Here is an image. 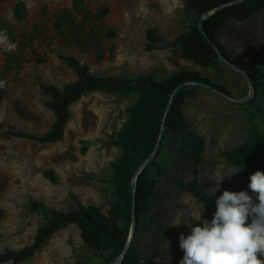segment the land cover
Wrapping results in <instances>:
<instances>
[{
	"label": "rangeland",
	"instance_id": "1",
	"mask_svg": "<svg viewBox=\"0 0 264 264\" xmlns=\"http://www.w3.org/2000/svg\"><path fill=\"white\" fill-rule=\"evenodd\" d=\"M194 19L184 0H0V30L18 43L15 52L0 50V79L7 81L0 89V253L33 242L50 214L42 204L69 210L81 203L107 213L116 200L110 178L112 163L121 151L112 141L127 120L136 94L105 90L84 94L71 105V118L57 142L15 135L43 134L50 129L55 117L47 105L51 97L42 85L62 88L77 79L63 55L74 56L102 76L153 75L163 80L190 69L222 84L233 99L199 85L198 95L188 98L184 106L191 130L206 140L200 177L212 195L224 190L252 194L250 174L264 172V163L240 168L230 165L224 153L249 141L255 128H264V84L254 90L223 59L214 67H204L183 58L179 46L146 49L149 28L172 40ZM216 35L233 60L260 65L264 9L246 20L232 19ZM157 161L166 174L155 175L157 197L153 208L141 216L134 243L158 264H179L183 257L179 236L191 230L185 223L198 224L194 217L201 212V219L210 221L215 201L205 203L172 181L192 179L187 132L169 134ZM46 170L54 172L57 182L44 176ZM230 174L219 184L220 175ZM176 219L182 223L170 226ZM106 256L89 248L78 226L69 224L20 264H101Z\"/></svg>",
	"mask_w": 264,
	"mask_h": 264
},
{
	"label": "trees",
	"instance_id": "2",
	"mask_svg": "<svg viewBox=\"0 0 264 264\" xmlns=\"http://www.w3.org/2000/svg\"><path fill=\"white\" fill-rule=\"evenodd\" d=\"M184 5L195 15L188 29L174 39L167 40L157 28H149L146 49L179 46L183 58L204 67H214L224 58L246 71L254 90L262 87L264 55L260 65H242L232 59L229 48L217 39L216 34L232 19L246 20L263 10L264 0H184ZM211 11L213 13L201 22L207 34L205 36L199 25V18ZM62 58L77 74V79L64 84L62 88L51 83L42 85V89L51 97L47 105L55 117L50 129L43 134L16 132L15 135L41 143L57 142L63 137L71 118V105L84 94L95 90L120 95L136 94V101L128 109L127 120L112 141L121 151L118 160L112 163L113 173L110 178L116 200L107 213L94 205L84 206L81 203L69 210L48 208L42 204L50 214L37 230L33 242L19 250L6 249L0 253V263L12 261L13 264H20L32 257L53 233L69 224L78 226L81 237L89 248L107 253L101 264H110L118 258L127 246L134 210L137 217L135 236L141 216L153 208L152 200L157 197L155 175L166 174L157 161L158 150L156 156L141 169L136 184H133L135 174L150 157L160 139L163 122L165 128L161 146L169 134L185 131L192 158V179L180 181L173 178L172 181L205 203L214 202L218 197L204 189L200 165L204 162L206 140L191 130L185 118L184 106L188 98L198 95L201 83L231 95L222 84L190 69L177 71L163 80H158L153 75L133 78L102 76L92 73L86 63H81L74 56L63 55ZM183 83L187 84L175 91ZM224 156L230 165L240 168L264 163V128H255L249 141L226 150ZM43 174L52 182L58 180L52 170H46ZM142 261L158 264L152 258L144 256L133 238L119 264H140Z\"/></svg>",
	"mask_w": 264,
	"mask_h": 264
},
{
	"label": "clouds",
	"instance_id": "3",
	"mask_svg": "<svg viewBox=\"0 0 264 264\" xmlns=\"http://www.w3.org/2000/svg\"><path fill=\"white\" fill-rule=\"evenodd\" d=\"M17 48L18 43L0 30V50L12 53ZM6 85L7 81L0 79V89ZM231 174L220 175L219 184ZM248 188L251 195L245 190H224L215 199L210 221L201 219V212L194 217L198 224L185 223L191 230L179 236L183 250L179 264H264V172L250 174ZM181 223L176 219L170 226Z\"/></svg>",
	"mask_w": 264,
	"mask_h": 264
},
{
	"label": "water",
	"instance_id": "4",
	"mask_svg": "<svg viewBox=\"0 0 264 264\" xmlns=\"http://www.w3.org/2000/svg\"><path fill=\"white\" fill-rule=\"evenodd\" d=\"M212 13H213V11H211V12H206L205 14H203V15L199 18V25H200V28H201V30H202V32H203V34H204L205 36H207V34H206V32H205V30H204V28H203L201 22H202L205 18H207L210 14H212ZM218 52H219V54L221 55L220 51H218ZM222 59L225 60L226 62H228V64H229L231 67H233V68H235L236 70L240 71V72L245 76V78L249 81L251 87L253 88V86H252V81H251L250 77L248 76V74L246 73V71H245L244 69L240 68L237 64H235V63H233V62H230V61H228V60H226V59H224V58H222ZM186 84H187V83L180 84V85L177 87V89H176L175 91H177L179 88H181L182 86H184V85H186ZM201 85H205V86H207L208 88H211V89L215 90L216 92L220 93L221 95H223V96H225V97H227V98L233 99V98H232L230 95H228L227 93H225V92H223V91H221V90H219V89H217V88H215V87H213V86H211V85H209V84L201 83ZM168 107H169V106H168ZM164 120H165V118H164ZM164 128H165V126H164V122H163L162 130H161V135H160V139H159L158 143L156 144L155 149H154V151L152 152V154L150 155V157L147 159V161L141 166V168H140V169L137 171V173L135 174V176H134V182H133L134 185L136 184V178H137V175L140 173L141 169H142L143 167H145V165H146L149 161H151V160L156 156L158 150L160 149L161 141H162V136H163V132H164ZM134 205H135V204H134ZM136 224H137V217H136V211L134 210V213H133V220H132V225H131V230H130V235H129V238H128L127 246H126L125 249L123 250V253H122L118 258H116L115 260H113L110 264H119V263L122 261L124 255L126 254V252L128 251V249H129V247H130V245H131V243H132V240H133V237H134V233H135V230H136Z\"/></svg>",
	"mask_w": 264,
	"mask_h": 264
},
{
	"label": "crops",
	"instance_id": "5",
	"mask_svg": "<svg viewBox=\"0 0 264 264\" xmlns=\"http://www.w3.org/2000/svg\"><path fill=\"white\" fill-rule=\"evenodd\" d=\"M187 101V100H186Z\"/></svg>",
	"mask_w": 264,
	"mask_h": 264
}]
</instances>
